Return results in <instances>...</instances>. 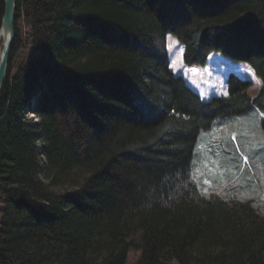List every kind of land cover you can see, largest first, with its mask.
<instances>
[{"label":"trees","instance_id":"16d2710c","mask_svg":"<svg viewBox=\"0 0 264 264\" xmlns=\"http://www.w3.org/2000/svg\"><path fill=\"white\" fill-rule=\"evenodd\" d=\"M4 13L0 0V28ZM169 34L188 67L222 53L260 92L232 71L229 94L204 100L172 68ZM253 108L264 127V0H17L0 264H128L132 250L135 264H264V213L193 177L202 132Z\"/></svg>","mask_w":264,"mask_h":264},{"label":"rangeland","instance_id":"374dc122","mask_svg":"<svg viewBox=\"0 0 264 264\" xmlns=\"http://www.w3.org/2000/svg\"><path fill=\"white\" fill-rule=\"evenodd\" d=\"M171 58L172 68L187 78L190 86L200 93L204 100L213 96L229 94L227 77L232 71L253 79L248 90L252 97L260 92L262 81L246 64H240L222 53H214L209 68L203 71L190 69L184 61L185 47L173 35L164 40ZM27 120L37 121L31 111L25 113ZM263 115L258 109H251L243 115L219 120L201 134L197 156L194 161L193 177L202 193L207 197H219L234 201L253 200V204L264 213V127ZM65 185L59 189H71ZM2 206V207H1ZM0 205V217L2 215ZM140 252L132 250L128 264H135ZM171 264H179L172 261Z\"/></svg>","mask_w":264,"mask_h":264},{"label":"water","instance_id":"95a60500","mask_svg":"<svg viewBox=\"0 0 264 264\" xmlns=\"http://www.w3.org/2000/svg\"><path fill=\"white\" fill-rule=\"evenodd\" d=\"M17 0H5V13L0 28L4 47L0 58V95L9 73L10 61L16 40Z\"/></svg>","mask_w":264,"mask_h":264},{"label":"bare ground","instance_id":"6f19581e","mask_svg":"<svg viewBox=\"0 0 264 264\" xmlns=\"http://www.w3.org/2000/svg\"><path fill=\"white\" fill-rule=\"evenodd\" d=\"M3 47H4L3 38L0 37V58H1L2 53H3ZM193 68H195V67H193Z\"/></svg>","mask_w":264,"mask_h":264},{"label":"built area","instance_id":"2783aa9c","mask_svg":"<svg viewBox=\"0 0 264 264\" xmlns=\"http://www.w3.org/2000/svg\"><path fill=\"white\" fill-rule=\"evenodd\" d=\"M192 69H195V70L199 71V68H192Z\"/></svg>","mask_w":264,"mask_h":264}]
</instances>
